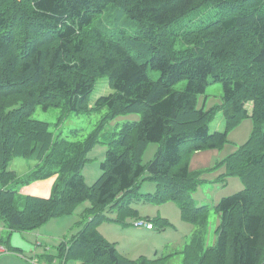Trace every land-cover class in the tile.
<instances>
[{
	"label": "trees",
	"instance_id": "16d2710c",
	"mask_svg": "<svg viewBox=\"0 0 264 264\" xmlns=\"http://www.w3.org/2000/svg\"><path fill=\"white\" fill-rule=\"evenodd\" d=\"M201 8L220 17L201 20L194 29L169 30ZM148 70L159 71V78ZM102 75L113 92L90 105ZM182 80L184 89H175ZM211 82L222 84V101L199 107L197 97ZM37 106L108 112L84 140L70 141L55 139L48 122L32 117ZM219 111L224 131L210 132ZM128 113L140 118L117 129L100 175L87 184L81 173L87 153L108 119ZM245 118L252 120L248 139L211 168L224 167L217 179L237 176L244 187L215 203L216 239L206 246L208 206H196L192 198L205 180L189 158L222 148ZM150 142L160 146L143 164ZM15 157L39 163L20 179L8 169ZM145 172L156 189L143 200L176 203L194 227L179 252L180 264H264V0H0V243L16 249L8 246L12 232L33 231L87 201L85 220L76 222L81 229L57 246L62 264H161L176 252L129 259L98 229L105 221L122 222L124 215L139 217L131 201ZM52 175L48 197L16 189ZM150 221L160 229L170 226L159 216Z\"/></svg>",
	"mask_w": 264,
	"mask_h": 264
},
{
	"label": "rangeland",
	"instance_id": "374dc122",
	"mask_svg": "<svg viewBox=\"0 0 264 264\" xmlns=\"http://www.w3.org/2000/svg\"><path fill=\"white\" fill-rule=\"evenodd\" d=\"M220 17L215 15L213 8H201L199 10L191 11L178 20L169 25V30L178 32L184 29H194L201 20H212ZM133 33V31H131ZM150 77L154 80L158 79L160 72L156 70H148ZM186 86V80H182L175 85V89L182 90ZM113 92L108 85L106 75L97 77L94 87L89 95V104L94 105L98 97L108 95ZM222 84L219 82H211L207 85L205 92L197 97V105L199 107L210 108L214 105L220 104L222 101ZM250 108V103L247 105ZM108 109L103 107L98 110L90 111L89 113H79L65 111L59 107H49L43 109L41 106H37L32 114V117L38 120L46 121L50 125V130L53 132L55 139H67L70 141H82L88 134H90L99 124L101 119L107 114ZM140 118L138 113L119 114L115 117L108 119L105 123L103 130L101 131L98 142L87 153L88 160L82 168V175L87 184H92L99 176L101 169L100 163L105 158V152L108 148V142L112 139L113 134L117 129L126 122H133ZM225 124L222 112H217L209 122V131H224ZM252 129V120L245 118L243 121L232 129L228 134V142L220 149L202 150L197 153H193L189 158L190 168L194 171H201L202 178L205 181H201L197 189L192 193L194 204L208 206L207 211V224L203 228L205 245H213L216 239V228L219 222L218 214L214 209L215 203L222 197H226L237 191H240L244 186L241 180L237 176H229L226 180L217 179L221 169H212L216 165V161L225 158L230 153L234 152L239 146H241L249 137ZM160 144L157 142H150L142 153V163H149L155 156ZM37 161L34 159L15 157L8 165L9 170L15 171L18 178L23 179L26 175L31 173L36 168ZM147 172L143 173L140 180L139 195H134L131 201V206L137 210L141 215L158 214L168 215L171 223L174 226H167L164 229H160L158 226L145 231L144 227H137L134 225V221L137 219L133 215H124L122 222L125 226L121 227L119 224H112V236L115 238L116 247L118 252L124 251V257L131 258L137 257L139 254L147 255L148 258L155 257L154 250L157 249V255L167 256L175 253L178 241L183 239V234L187 233L183 220L180 218V209L178 205L172 201L164 203H152L144 201L145 193H153L155 190V183L146 178ZM216 178V179H215ZM54 182L55 175L29 181L27 183H21L16 186V189L20 195H27L28 192H22L19 189L27 188V191L34 186L35 182ZM151 189L152 192H149ZM25 189H23L24 191ZM31 195V194H30ZM34 195V194H33ZM39 195V194H35ZM40 196V195H39ZM85 206H89V202L85 201L77 205L75 211L71 215H67L69 225L72 224L73 219L76 217L79 220H85L82 216V210ZM107 213H116L113 209L112 212L106 210ZM138 214V215H139ZM131 221V222H130ZM119 222V221H118ZM121 223V222H120ZM186 224H190L185 221ZM189 226V225H188ZM77 226L73 224L69 235L76 231ZM75 229V230H74ZM21 233V232H19ZM185 239L187 242L190 240V234H186ZM113 240V239H111ZM185 240V241H186ZM161 243V244H160ZM160 244V245H159ZM164 244L167 247L164 249ZM154 245H158L157 248H152ZM140 251H147L146 253ZM167 254V255H166ZM146 256V257H147ZM138 258V257H137ZM133 258V259H137ZM166 260H168L166 262ZM178 264L181 262L180 254L177 255V251L173 255H169L161 264ZM67 264H75L73 261H68Z\"/></svg>",
	"mask_w": 264,
	"mask_h": 264
},
{
	"label": "crops",
	"instance_id": "0c3cea01",
	"mask_svg": "<svg viewBox=\"0 0 264 264\" xmlns=\"http://www.w3.org/2000/svg\"><path fill=\"white\" fill-rule=\"evenodd\" d=\"M195 153H197V152H195ZM218 161H216V162H218ZM219 169H221V170H220L218 176L220 174L224 173V171H225L224 167H221ZM218 176H216V178ZM52 185H53V182H48V180H47L46 182H35L34 186H32V188L29 189L28 191H27V188H21L19 190L22 192H28L26 194H29V195L30 194L31 195L39 194L41 197H48L50 195ZM154 186H156V185H154ZM23 189H25V190L23 191ZM155 189H156V187H155ZM152 190L153 189H151L149 192H152ZM39 195H36V196H39ZM85 207H88V206H85ZM66 216L67 215L61 216V217L51 218V219L47 220V222H45L39 228H37L33 231H23L21 233H19L17 231L12 232L11 236L9 237L8 246L11 248H16V249L7 251V249L3 246V244L0 243V246H2L5 249V251H3V250L0 251V264H62L60 262L58 256H57L58 244L61 241H63L64 239H68L72 234H75L76 232H78L81 229V227H79L80 225L76 224V222L78 221L77 217H76V220L73 219L72 224L69 225L70 220H68V218H66ZM110 216L112 218H115L117 216V212L114 214L113 213L110 214ZM138 216H139L138 218H147V219L149 218V220H153L155 217L159 216L163 219H166L170 223V226H174L173 223H171L170 218L167 214L166 215L158 214L156 216L155 215L154 216H152V215L141 216L139 214ZM180 218H181V216H180ZM183 223H184L183 226H185L187 233H184L183 239H181V241L177 242V244L179 245L177 247V250H176L177 255L180 254L179 252L181 251V249L183 248V246L187 242V240L185 239L186 234H190V236H191L193 229H194V227L192 226L191 223L186 224L184 220H183ZM73 224H75L77 226L76 231L74 233H72L71 235H69L71 227H73ZM112 224H119V225H121L122 229L125 226V223H123V222L120 223L118 221L112 220V221H105V222L101 223L98 229H99V232L101 233V235L103 237H105L108 241L116 243L114 241L115 238L110 237V236H112L111 235L112 234L111 233L112 228L110 227V225H112ZM155 227L156 226L154 225V228ZM145 229H147L145 231L148 232L149 230H152L153 228L152 229L145 228ZM68 230H69V233H68ZM2 234H5V230L3 229V227L0 223V235H2ZM111 239H113V240H111ZM157 246L158 245H154L152 248H157ZM164 246H165L164 247V249H165L167 247V244H164ZM140 252L146 253L147 251H140ZM153 252H154V254H157V249H155ZM120 254L125 255L124 251H122V250H121ZM140 256H147V255L139 254L137 257H140ZM50 257H53V259H50ZM137 257H131L130 259L137 258ZM181 258H182V256H181ZM70 261H73V260H70ZM73 262H75V264H78L76 261H73ZM67 263H68V261L65 262L64 264H67ZM180 263H178V264H180Z\"/></svg>",
	"mask_w": 264,
	"mask_h": 264
},
{
	"label": "built area",
	"instance_id": "2783aa9c",
	"mask_svg": "<svg viewBox=\"0 0 264 264\" xmlns=\"http://www.w3.org/2000/svg\"><path fill=\"white\" fill-rule=\"evenodd\" d=\"M134 225L137 227H144V228H148V229L153 228L152 223L149 220L143 219V218L136 219L134 221ZM1 250L5 251V249L2 246H0V251Z\"/></svg>",
	"mask_w": 264,
	"mask_h": 264
}]
</instances>
